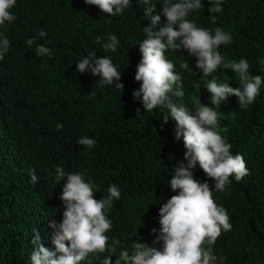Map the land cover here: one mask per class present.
Returning a JSON list of instances; mask_svg holds the SVG:
<instances>
[{"label": "trees", "instance_id": "16d2710c", "mask_svg": "<svg viewBox=\"0 0 264 264\" xmlns=\"http://www.w3.org/2000/svg\"><path fill=\"white\" fill-rule=\"evenodd\" d=\"M201 2L203 8L187 19L213 32L220 27L231 33L232 42L221 45L220 54L226 60L247 59L251 74L264 77L259 63L264 60V0H223V11L211 14L208 0ZM162 6L156 4L157 13ZM143 11L144 5L137 0L114 17L85 0H17L12 9L17 19L0 27L10 41L0 61V264H31L34 228L44 246L54 250L55 230L49 225L62 221L59 197L66 183V179L55 181L56 166L84 173L86 181L98 186V200L107 197L109 185L120 188L121 198L113 200L107 214L112 221L106 233L109 245L113 239L120 242L112 264L120 251L131 254L133 242L153 246L152 229L157 235L160 229L159 208L177 194L169 181L183 162L185 148L183 138L175 140L176 125L170 115L163 124L167 110L144 111L132 95L140 87L135 81L142 58L139 43L145 38L143 28L150 23ZM211 16L216 17L215 23ZM161 22L166 23V18L162 16ZM41 29L47 34L44 38L36 35ZM110 34L121 42L115 52L102 47ZM33 37L36 44L29 46L27 40ZM37 44L50 48L51 58L38 56ZM92 52L97 58L112 59L124 90L117 89L116 82L97 87L99 77L77 71L76 64ZM166 55L182 77V102L190 110L194 111L198 99L212 106L205 86L213 77L242 89L238 75L230 69L221 67L202 78L196 58L187 51L169 49ZM182 61L188 69L180 67ZM216 110L224 113L220 134L232 145V154L243 156L249 170L239 182L230 177L225 191H214L216 203L227 210L232 225L213 245L216 264H221L220 258L223 264H264V85L247 109L231 96ZM58 123L63 125L60 131ZM81 137L94 139L96 144L91 148L78 145ZM32 170L39 177L37 182L31 181ZM194 178L207 181L214 190L215 182L198 164ZM108 255L90 254L83 264H102Z\"/></svg>", "mask_w": 264, "mask_h": 264}, {"label": "clouds", "instance_id": "9594fccd", "mask_svg": "<svg viewBox=\"0 0 264 264\" xmlns=\"http://www.w3.org/2000/svg\"><path fill=\"white\" fill-rule=\"evenodd\" d=\"M17 0H0V27L14 22L17 17L12 9ZM162 3V12L157 13L156 4ZM212 5L211 13L223 11V0H208ZM87 5L97 7L101 13L109 17L120 15L131 6V0H85ZM144 5L143 15L150 21L143 28L145 38L139 43L141 60L136 67L135 81L140 83L139 89L132 95L139 100L144 111L152 112L162 107L167 111L163 114V124H167L169 115L175 122V140L183 138L185 148L183 162H179L169 181V186L176 195L171 196L159 208V234L152 229L155 239L153 246L138 241L131 244L132 252L120 251L115 264H216L218 257L213 254V245L222 232L231 231L232 225L227 210L216 203L215 192H223L229 185L230 177L237 182L249 175L246 161L240 154H232V145L220 134L219 122L224 113L216 110L227 103L228 98H238V105L247 109L253 104L264 85V77L252 75L247 59L226 60L219 52L221 45L232 42L231 33L222 28L212 30L198 26L187 19L193 11L203 8L201 0H137ZM166 23L161 22V17ZM215 23L216 17H210ZM44 38L47 34L41 29L37 34ZM101 38L97 37L99 44ZM115 34L108 36L103 43L104 51L115 52L120 45ZM27 44H36V38L27 40ZM10 41L0 33V61L9 51ZM171 49L187 51L189 56L196 58L195 67L207 78L219 68L230 69L239 77L241 88H233L227 82H218L217 78L206 80V89L211 94L210 105L202 104L198 99L194 111L183 104L185 96L182 77L176 73V65L168 59L166 53ZM36 54L51 58L52 50L43 44H37ZM264 71V60L259 61ZM44 67V65H41ZM182 69H188L186 62H181ZM80 74L86 72L99 77L97 87L112 85L124 90L120 83L121 73L109 57L97 58L90 53L76 64ZM89 95H94L90 93ZM173 97L179 98L177 102ZM139 112V109H137ZM163 127V125H162ZM57 131L63 129L62 124L56 125ZM78 145L93 147L94 139L81 137ZM199 168L215 182L214 190L207 181L200 182L194 178V170ZM32 182L39 177L35 170L30 172ZM59 199L64 208L62 221L54 220L50 227L55 230L52 237L54 250L44 246L39 230L33 229L31 244V264H83L90 254L108 252L102 264H112L116 254L118 240L113 239L109 245L106 235L112 228L108 212L113 207V200L121 198V190L111 184L107 188V197L96 199L98 186L91 180L84 179V173L66 172L62 166L55 168V181H64ZM156 245H160L157 247ZM223 259L220 258L221 264Z\"/></svg>", "mask_w": 264, "mask_h": 264}]
</instances>
